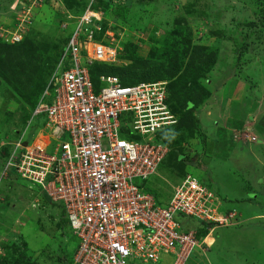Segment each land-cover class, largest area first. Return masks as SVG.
Masks as SVG:
<instances>
[{
	"label": "rangeland",
	"instance_id": "rangeland-1",
	"mask_svg": "<svg viewBox=\"0 0 264 264\" xmlns=\"http://www.w3.org/2000/svg\"><path fill=\"white\" fill-rule=\"evenodd\" d=\"M15 1L0 0V27H15ZM91 1L96 9L100 0H44L32 11L23 41L45 48L34 75L13 72L15 46L0 53V173L1 152L34 139L28 122L70 34L72 24L63 25ZM102 1L99 32L111 33L114 65L128 69L131 84L150 72L144 82L167 86L176 115L164 136L183 161L170 151L152 186L166 197L192 174L237 204L246 221L213 232L188 264H264V0ZM0 197V264H74L61 203L18 178L0 179Z\"/></svg>",
	"mask_w": 264,
	"mask_h": 264
},
{
	"label": "built area",
	"instance_id": "built-area-1",
	"mask_svg": "<svg viewBox=\"0 0 264 264\" xmlns=\"http://www.w3.org/2000/svg\"><path fill=\"white\" fill-rule=\"evenodd\" d=\"M43 3L16 0V25L0 27V39L22 42ZM102 15L91 1L63 25L72 24L68 41L28 122L34 139L1 152L0 179L15 176L63 205L74 264H188L216 229L238 224L236 213L223 211V200L192 174L161 199L145 188L170 152L159 136L177 119L162 82L125 84L103 74L95 85L91 67L118 57L105 40L111 33L98 38ZM198 222L212 225L206 238Z\"/></svg>",
	"mask_w": 264,
	"mask_h": 264
},
{
	"label": "trees",
	"instance_id": "trees-1",
	"mask_svg": "<svg viewBox=\"0 0 264 264\" xmlns=\"http://www.w3.org/2000/svg\"><path fill=\"white\" fill-rule=\"evenodd\" d=\"M102 7H103V1L100 0V2L95 5V8L96 9H100ZM82 12H84V11H82ZM76 16H78V15H76ZM98 38L101 39L102 37L101 36H98ZM67 41H68V38H67L65 44L63 45L60 53L57 55L55 65L52 67V69L48 73V78H47L46 82L44 80V83L45 84L44 83L42 84L43 87H42V90H41V93H40L41 96H42V94H43V92H44V90H45V88L47 86V82H48L50 76L52 75V73L54 72V70H55V68L57 66V63L59 61V58L61 56V53L63 52V50L65 48V45H66ZM8 46H15L13 50L10 48V52H13L15 54L16 59H17V62H15V65L13 67V72L16 73V74H18L19 76H24L23 74H25L26 71H29L30 72V75H34L35 74V67L38 66V63L40 61V58L43 55V50L45 48L43 46H41V45H38V44H35L34 45L32 42H29V41H26V42L22 41L19 44L17 43V44H14V45L8 44V43H5V42L2 41L0 43V53H2L4 50H8L7 49V48H9ZM90 72H91V75H92V79H93L95 85H97V87H98V84H99V76L100 75H103V74H105V75H115V76H118L122 80V82L125 83V84H131L132 83V82H129L130 81L129 80L130 74H129L128 69L127 68L118 67V66H116L114 64L108 65V64H104V63H101V64L98 63V64H95V65H93L91 67ZM149 75H150V72L147 73V74H145V75H143L142 77L141 76L137 77V80L138 81L135 82V83L149 81L150 80L149 78H151V76H149ZM170 100H171L170 97H168V102H169V104H170V106L172 108V111L174 112V109L172 107V104H171V101ZM166 133L167 132H162L160 134V136H159V139L162 140V141H164L169 146V148H171L170 151L173 152V153H176L178 160L182 162L183 161V158H184L183 154H181V152L179 150H176L171 145V143L168 140H166V137H165L166 135L164 136V134H166ZM201 136H202V140L203 141H206V136L205 135H202V134H201ZM171 152H169V153L171 154ZM170 154H168V155L170 156ZM169 156H167V158ZM166 159L164 160V162L166 161ZM164 162L162 163V166H163ZM162 166H161V168H162ZM161 168L159 170H161ZM156 177H158V176H155L154 177L153 181L151 182L152 184L156 180ZM11 178H15V176H11ZM152 184L149 185L148 187H145V188L149 192L153 193L158 199L163 198L165 196V194H161L159 191H157L156 188L152 186ZM216 195H218L224 201V204H223V208L224 209H223V211H226L228 213L230 211H233V212L236 213V219L238 221V224L234 225V227H236V226L237 227H240L242 224H245L246 223V221H241L239 219L243 215H242V213H240V211H239L240 208H239V206H237V204H235L236 205L235 206L233 203H231V200L229 198H224V197H222L221 195H219L217 193H216ZM253 196H254V193L252 194V197ZM46 199L49 202H51V200L47 196H46ZM237 209H239V210H237ZM65 216L66 215H65V212L63 210V217H65ZM65 223L67 224V221L66 220H65ZM210 227H212L211 224H208V223L205 224V223L198 222V224L196 225V228L198 230L199 237H201L202 235H205V234H206V236H208V234H209V228ZM229 227H233V226H229ZM226 228H228V227H226ZM217 230L218 229H216L215 231H217ZM72 238L75 240L74 237H72ZM74 252H75V250H74ZM74 252H73V255H74ZM60 261L63 262L64 261V258L63 257L60 258ZM14 264H18V263H14Z\"/></svg>",
	"mask_w": 264,
	"mask_h": 264
},
{
	"label": "bare ground",
	"instance_id": "bare-ground-1",
	"mask_svg": "<svg viewBox=\"0 0 264 264\" xmlns=\"http://www.w3.org/2000/svg\"><path fill=\"white\" fill-rule=\"evenodd\" d=\"M209 237H210V236H208V237H207V239H206V241H205V242H207V240L209 239Z\"/></svg>",
	"mask_w": 264,
	"mask_h": 264
},
{
	"label": "crops",
	"instance_id": "crops-1",
	"mask_svg": "<svg viewBox=\"0 0 264 264\" xmlns=\"http://www.w3.org/2000/svg\"><path fill=\"white\" fill-rule=\"evenodd\" d=\"M223 203H224V201H223ZM243 215V214H242ZM244 216V215H243ZM247 219V218H246ZM209 245V244H208Z\"/></svg>",
	"mask_w": 264,
	"mask_h": 264
},
{
	"label": "clouds",
	"instance_id": "clouds-1",
	"mask_svg": "<svg viewBox=\"0 0 264 264\" xmlns=\"http://www.w3.org/2000/svg\"><path fill=\"white\" fill-rule=\"evenodd\" d=\"M52 203V202H51ZM66 217V216H65Z\"/></svg>",
	"mask_w": 264,
	"mask_h": 264
},
{
	"label": "water",
	"instance_id": "water-1",
	"mask_svg": "<svg viewBox=\"0 0 264 264\" xmlns=\"http://www.w3.org/2000/svg\"><path fill=\"white\" fill-rule=\"evenodd\" d=\"M26 145V144H25Z\"/></svg>",
	"mask_w": 264,
	"mask_h": 264
}]
</instances>
